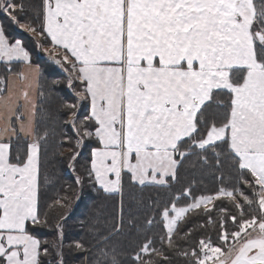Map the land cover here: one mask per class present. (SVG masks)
<instances>
[{"label": "snow or ice", "instance_id": "snow-or-ice-1", "mask_svg": "<svg viewBox=\"0 0 264 264\" xmlns=\"http://www.w3.org/2000/svg\"><path fill=\"white\" fill-rule=\"evenodd\" d=\"M0 16L74 97L45 109L53 90L0 25V264H65L68 217L41 209L57 135L73 172L94 145L77 186L120 197L88 224L91 247L67 245L94 253L86 264H264V0H0ZM126 183L165 193L142 223L126 216Z\"/></svg>", "mask_w": 264, "mask_h": 264}, {"label": "trees", "instance_id": "trees-1", "mask_svg": "<svg viewBox=\"0 0 264 264\" xmlns=\"http://www.w3.org/2000/svg\"><path fill=\"white\" fill-rule=\"evenodd\" d=\"M0 25L4 27L10 38L24 41L32 55L33 63L41 69L42 89L45 92H48L49 89L53 90L54 99L44 104V108L54 114L60 101L71 102L74 97L65 87L67 73L58 66L52 64L43 51L38 49L31 41L28 35L18 30L6 17L0 16ZM53 81H58L59 83L54 85ZM57 131L59 132L61 129H57ZM62 131L66 132L69 136L73 135L70 128L64 127ZM61 138L62 137L57 135L50 144L45 173L51 178V182L45 186L43 191L41 209L48 213V217L53 224L56 222L61 212H65L68 217L65 221L64 229L65 264H86V261L91 259L94 253L70 251L67 245L75 241H82L86 246L91 247L95 241L93 235L88 230V224L91 223L92 218L97 215H99L101 219H110L120 197H109L102 192H97L87 181L82 187L77 186L75 184V177L77 174L81 177H85L84 169L88 165L90 150L94 145L88 143L81 150V155L76 162V171L73 172L67 166L68 161L65 159L67 153H65L64 156L60 155L59 152L61 149L56 147L60 143ZM54 152L56 153L55 155H53ZM188 179H192V177H188ZM196 179L199 180L200 178L196 177ZM203 179L204 185H202V187L206 186L209 190L215 187L210 177H204ZM65 195L72 197V204L67 210L60 209L54 204L56 199ZM164 196L165 193L157 189L146 188L141 192L137 189L130 188L126 183L124 190L126 216L128 214L127 209H131V212L135 214L142 223L148 211L146 204L150 202V200H154L158 197L163 199ZM133 197H136V199H133ZM141 199L145 202L144 205L137 203V201ZM199 222H202V220ZM35 231L37 236L42 240L52 241L55 239V230L52 228H37Z\"/></svg>", "mask_w": 264, "mask_h": 264}, {"label": "rangeland", "instance_id": "rangeland-1", "mask_svg": "<svg viewBox=\"0 0 264 264\" xmlns=\"http://www.w3.org/2000/svg\"><path fill=\"white\" fill-rule=\"evenodd\" d=\"M44 53V52H43ZM45 54V53H44ZM46 55V54H45ZM47 56V55H46Z\"/></svg>", "mask_w": 264, "mask_h": 264}]
</instances>
